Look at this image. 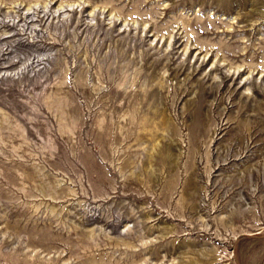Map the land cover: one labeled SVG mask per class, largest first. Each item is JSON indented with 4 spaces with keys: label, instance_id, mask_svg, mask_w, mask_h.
Returning a JSON list of instances; mask_svg holds the SVG:
<instances>
[{
    "label": "rangeland",
    "instance_id": "1",
    "mask_svg": "<svg viewBox=\"0 0 264 264\" xmlns=\"http://www.w3.org/2000/svg\"><path fill=\"white\" fill-rule=\"evenodd\" d=\"M0 264H264V0H0Z\"/></svg>",
    "mask_w": 264,
    "mask_h": 264
},
{
    "label": "bare ground",
    "instance_id": "2",
    "mask_svg": "<svg viewBox=\"0 0 264 264\" xmlns=\"http://www.w3.org/2000/svg\"><path fill=\"white\" fill-rule=\"evenodd\" d=\"M165 236V235H164Z\"/></svg>",
    "mask_w": 264,
    "mask_h": 264
}]
</instances>
